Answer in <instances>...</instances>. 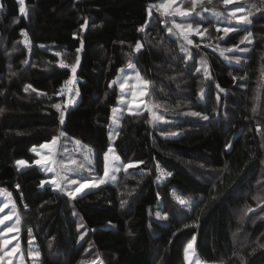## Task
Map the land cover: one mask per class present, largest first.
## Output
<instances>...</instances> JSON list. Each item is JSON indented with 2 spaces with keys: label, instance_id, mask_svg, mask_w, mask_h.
<instances>
[{
  "label": "trees",
  "instance_id": "trees-1",
  "mask_svg": "<svg viewBox=\"0 0 264 264\" xmlns=\"http://www.w3.org/2000/svg\"><path fill=\"white\" fill-rule=\"evenodd\" d=\"M156 1L24 0L31 13L22 15L18 0H0V29L7 37L0 44V188L10 194L0 198L16 205L25 252L34 237L30 247L41 255L32 264H93L99 258L104 264H187L184 248L193 235L196 253L206 262L241 264L242 257L244 264H264V248L257 246L264 244V3L243 1L246 11L252 4L261 10L251 9L252 24L236 23L240 30L225 36L216 31L225 22L214 12L227 14L228 5L203 1L190 22L208 31L194 33L189 45L167 31L161 12L152 8L148 15ZM205 2L210 12L204 13ZM185 4L191 8V0ZM20 28L30 35L29 51L20 42ZM247 30L253 44L240 43ZM137 41L143 45L139 52L134 51ZM235 45L250 50L241 52ZM198 49L209 65L206 85L196 70ZM77 56L79 95L67 103L69 91L58 93L72 73L60 62L75 64ZM131 60L152 83L154 104L180 114L156 127L147 110L123 115L113 143L123 161L136 165L124 169L115 183L75 200L51 185L40 188L45 173L34 163L32 148L61 131L89 146L103 168L119 98L117 87L109 84ZM26 84L37 92L26 93ZM55 103L65 114L63 125ZM192 111L209 120L186 114ZM177 131L181 134L175 137L162 135ZM19 159L29 164L18 168ZM156 165L172 175L157 179ZM173 189L195 206H179ZM159 196L172 219L153 217Z\"/></svg>",
  "mask_w": 264,
  "mask_h": 264
},
{
  "label": "snow or ice",
  "instance_id": "snow-or-ice-1",
  "mask_svg": "<svg viewBox=\"0 0 264 264\" xmlns=\"http://www.w3.org/2000/svg\"><path fill=\"white\" fill-rule=\"evenodd\" d=\"M173 2H174V0H162V2L159 5H149L148 15L151 16L152 15V8H155L157 12H161V14H163L165 16L178 15L179 17H182L185 20H187L188 18L191 17L192 13L195 11L198 4L203 3V0H191V8L185 9V10H181L180 7L173 8L171 6ZM211 2H212V0H208V3H211ZM234 2H235V0H222L223 5H225V6L231 5ZM18 3L20 5V9H19L20 13L22 15H26V9L24 7V0H18ZM262 3H264V0H262ZM2 7H3V5H0V8H2ZM251 9H256V11L261 10V9L257 8L256 4H252L250 9L247 11L246 15L237 16V13H244L245 12V8L238 5L234 10L228 11L227 14H228V17L230 19L236 20L237 23H239V24L251 25L252 20L249 19V17L253 14ZM203 11H208V9L205 8V9H203ZM196 14L200 15V13H196ZM214 15L216 17H221L224 15V13L220 12V11H216V12H214ZM87 23H88V21L85 19V25H82V27L86 26ZM146 23H147V21H146ZM173 28L180 30V34L183 36V39L189 45L193 44L192 39L189 38V35L192 32H196V34H198V35H203L204 32L208 31V29L205 28V29H203V32H201L199 25H197L194 28L193 24H191V23H176L175 21H173V27L168 28L167 31L169 33H173ZM185 29H187V31H185ZM239 30L240 29H238L236 27H231V26L223 27V28L217 27V29H216L217 32L222 31L225 36H227L229 33L237 32ZM138 31L143 32L144 27L142 26L140 29H138ZM23 35L25 36V39L27 40V33L25 32V33H23ZM252 36H253L252 32L250 30H247V34L243 37V39H241L240 43L244 44L245 42H247V44H253ZM221 39H223V37H221ZM29 43H30V41H29ZM41 47H43V45H41ZM142 47H143V45L139 41H137V43L135 44L134 51L139 52ZM233 47L235 49L241 51V52H247L250 50L247 47L240 48L239 45H235ZM181 49H182V51L187 52V49H185L183 47V45H181ZM232 50L233 49H231V48L230 49H220V54L223 55L225 51H232ZM79 51H80V49H77V52H79ZM55 54L57 56L60 55L59 52H57ZM226 59H227V57H226ZM79 62H80V58H79V56H77L75 64L69 65V64H66L63 61H61L60 67L61 68H69L70 67L71 73L73 74V77H75ZM23 63L27 64L28 61L25 60V61H23ZM236 63H240L239 57L236 58ZM201 64L204 65V72H205L206 76L209 75L208 68H207V61L201 60ZM127 67L129 69H135V64H133L131 61H129ZM121 71L123 72V70H121ZM197 71H200V69H197ZM130 78L131 77H129L127 74H125L122 77V79L124 80V83L120 84V90H121V94H122L121 95V101H120L121 103H125V100H124L125 85L128 84V81ZM135 78L140 83V85L143 87V89H145V91L139 92V95L142 97V96L146 95V90L148 89L150 82L148 80L144 79L140 75L138 70L135 71ZM233 79H236V77H233ZM73 83H74L73 78H69V80L65 81L66 85L67 84H73ZM115 83H117V81H112L109 84V88H111L112 85ZM217 87H219V85H217ZM29 89H31L33 92H37V89H35L31 84H26L24 86V91L27 93L29 91ZM221 91H223V89H221ZM63 92H64V89H61L60 93H58V94H63ZM39 94L40 95H47L46 93H39ZM76 95H79L78 91H77ZM131 95H132L133 101H135L136 96H137V92L133 91L131 93ZM201 95H203V89H201ZM217 99H219V96H217ZM141 103H143V101H141ZM52 106L57 110V112L60 113L59 123L61 125H63L65 122V114L63 111H61V104L55 103ZM156 107H159V105H156ZM144 109H146L152 113L153 127L157 126V124H156L157 121L167 123V121L164 120V117L162 115H159L156 112H153L152 109L149 108L147 104L144 105ZM252 110H253V112H255V110H256L255 106L253 107ZM112 111H113V121H114V123H116L117 127H119V120L116 119V115H115L117 113V111H119V110L116 108H113ZM128 111L133 115H141L142 114V110L140 109L139 105H137L136 109L133 110L131 103H129V105H128ZM186 114H189V115L195 116V117H200L205 121L209 120L208 115H204L200 112L192 111V112L186 113ZM256 130H257V132H259L261 130L259 125H257ZM118 134H119L118 132L115 133V135H118ZM59 135L64 136L65 133L61 131ZM162 135H163V133H162ZM176 135H178V133H170L167 135L166 138L175 137ZM58 138L59 137L54 136L50 143L41 144L40 148H48L51 151L53 146L56 145ZM109 139L110 140L114 139L112 132L109 133ZM76 143L79 144L80 142L76 141ZM226 147L230 148L231 145L228 144V145H226ZM32 152L37 153V149L35 147H33ZM89 153L91 154V150H89ZM37 155H39V153H37ZM51 159H52L51 156H42L41 159L35 160L34 163L37 165H41L42 163H44L46 165L47 162L50 161ZM120 159H121L120 156L116 155L114 152V149L111 146H109L107 152L104 154L103 176L100 178H97L95 180L88 178V179H85L83 182H79L76 179L70 180L69 181L70 184L78 185V186H76L73 190L66 191V195L70 199L75 200L78 196L82 197L83 195L89 194L88 192L85 191L86 189L87 190L97 189L101 185L107 184L109 182L114 183L117 179L116 176L113 174L114 172H119L121 170V167L123 169L127 170L128 168H132L135 166L133 163L119 164V165L113 163V162H119ZM84 160H85L86 164L88 165V170L91 172L92 171V168H91L92 160L90 159V156L84 157ZM72 163H75V161H72ZM137 163H143V161H139ZM15 164L17 166H25L27 164V162L24 160H17V161H15ZM84 167H85V164L79 165V168H81V169H83ZM156 169L160 173V175L157 177V179L165 178V177L172 175L171 172H165L159 165H156ZM47 171L53 172L54 169L51 167H47ZM70 171H74V170H70ZM66 179H67L66 175H61L60 172L57 171L55 173V176L51 180L41 181V186H43L45 183H50L55 187V189L59 190L60 192H65V188L62 187V182ZM17 187H19V185H17ZM8 195L10 197V194H8ZM173 196H174L175 200L178 201V203L180 205L185 206L189 210H191L195 206V201H187L184 198H182L181 196L176 195L175 193H173ZM256 199H259V197H256ZM124 204H125V201H121V204H120L121 208L124 207ZM7 206L8 205L5 204V205H3V207H0V213L4 212L5 208H7ZM25 208H27V205H25ZM17 211L18 210L16 208V205L13 202L11 212L7 215L0 216V226H2V227H0V237H5V233H11V232H13V229H15V232L17 234L15 236H13L11 240L5 237L2 241V247H0V251H3V255H0V261H4L5 257H8L9 259H8L7 264H12V257L14 256V254L20 253V250H21V245L19 242V232H20L19 225L21 223V220H20V216L17 214ZM247 211H251V209L248 208ZM14 214H17L16 218H15V224L10 225V226L5 225V221L11 220L12 216ZM73 214L75 215V213H73ZM155 215H156V218L160 219V220H167L168 219L167 214L166 213L162 214L160 211H157L155 213ZM82 226L83 225H80V227H82ZM185 227H187V225H185ZM28 232H29V236H31L32 235L31 229H29ZM84 235H86V233L80 234L78 239L83 240ZM233 235L235 236V233ZM33 239H34V237H33ZM12 240H16L15 245L11 248L10 251H5V249H7L10 244H12ZM195 242H196V236L193 235L191 237V239L188 241L186 247L184 248V259L187 262V264H192V256L195 255V253H196V249L194 247ZM28 243H29V245H31L32 240H29ZM257 246L264 248V244H258ZM253 250H255V249H253ZM40 255H41V253L39 251L32 252L31 250H29V256H31V257L38 258V257H40ZM234 255H235V253H234ZM93 264H95V262H93ZM101 264H103L102 261H101ZM196 264H201L199 259H197ZM241 264H244L242 257H241Z\"/></svg>",
  "mask_w": 264,
  "mask_h": 264
},
{
  "label": "rangeland",
  "instance_id": "rangeland-1",
  "mask_svg": "<svg viewBox=\"0 0 264 264\" xmlns=\"http://www.w3.org/2000/svg\"><path fill=\"white\" fill-rule=\"evenodd\" d=\"M203 1H205V0H203ZM243 1L245 2V1H248V0H235V2L233 4L228 5L226 13H228L227 11L234 10L239 5V6H242V7L245 8V12L244 13H237V16L246 15L247 14V11H246L247 5L245 3H243ZM161 2H162V0L156 1L153 5H159ZM185 3H186V0H174V2L172 3L171 6L173 8L180 7L181 10L190 9L188 7V5H186ZM206 3L207 2H205L202 5V7H203V9H205V8L208 9V11H204V13L210 12L209 10L212 9V8H208L209 6ZM24 7L26 9V15H30L31 8L26 7L25 4H24ZM220 12H222V11H220ZM223 13H224V11H223ZM190 19L191 18H188L187 20H185L184 18L179 17L178 15L165 16V20L168 21V25H170V27H173V21H175L176 23H191ZM221 20L225 22L224 23L225 27H227V24L229 26H231V27H235L236 26L235 24L237 23L236 20L230 19L228 17V14H224L223 16H221ZM185 31H187V29H185ZM201 32H203V31H201ZM173 33L177 34L178 36L183 38V36L180 34V30L173 28ZM194 33H196V32H192L189 35L190 39H191V37H192V35ZM6 40H7L6 35H4V33H1V29H0V44H4L6 42ZM30 40H31V38H30V35L28 34L27 40L25 39V37H22L21 41H20L22 43V45L27 47L28 51H29L28 45L32 44ZM29 41H30V43H29ZM245 47H247V46L242 45L241 48H245ZM193 54H194V57H195L194 59H196V70L200 69V71H197V72L199 73L200 76H203V78L206 79V82L202 83V84L206 85L207 82L209 81V78H210L209 65H208V62H207V68H208L209 75L206 76V74L204 72V65L201 64V60L207 61V59H206L204 54L199 49L197 50L196 53L194 52ZM190 58H193V55ZM131 62L133 64H135V69H129L127 67L128 63H129L128 62L125 66L120 68L119 73H118V75L116 76V78L114 80V81H117V83H115L114 85L117 87V89L119 91L118 104L114 107V108L119 110L115 114L116 115V119L119 120V125L121 123V118L123 117V115L125 113H130L128 111L129 103L132 104L133 110H135L137 105H139V107H140V109L142 111H146V109H144V105L147 104L148 107L151 108L153 112H156L157 114L162 115L164 117V120L167 121V123L174 122L175 117L178 114H180V113L171 112L170 114H168V112H166L165 110H161V109H159V107H156V104H154L155 102H154V98H153V95H152L153 94V88H152V83L151 82L149 83V87L146 90V95H144L142 97L139 95V92L140 91H145V89H143V87L140 85V83L136 80L135 71L138 70L140 75L144 79H146V80H148V79L141 72V70L137 66L136 62L133 61V60H131ZM28 63H29V60H28ZM121 70H123V72ZM125 74H127L131 78L129 79L128 84L125 85V94H124L125 103H121L120 101H121V95L122 94H121V90H120V84L124 83V80L122 79V77ZM71 78L74 79V83L73 84H68V85H70V90H69V93H68V96H67V99H66L67 103L68 102H73L74 100L78 99V95H76V93L78 91V88H77V80L78 79H77L76 74H75V77H73V74H72ZM133 91L137 92V96H136L135 101H133V98H132V95H131V93ZM141 101H143V103H141ZM149 113H150L151 118H152V113L150 111H149ZM167 123L161 122V121H157L156 122L157 125H164V124H167ZM118 129H119V127H117L116 123H114V121H113V111H112V116H111V121H110V132L113 133L114 138H115V133L118 132ZM172 133H178V135L181 134L180 131L172 132ZM168 134H170V133H163V136L167 137ZM178 135H176V136H178ZM57 137H59L58 140H57V143H56V145L53 146L51 151L48 148H40V145L39 146H34L37 149V153H39V155H37V153H34L36 155L35 160L41 159L42 156H51L52 157V159L50 161H48L46 165L44 163L39 165V167L45 173V178L42 179L41 181H49V180H51L55 176V173L57 171H59L61 175H66L67 176V179L62 182V187L65 188V192H66L68 190H73L76 186H78V185H73V184L69 183V181L72 180V179H76L79 182H83L85 179H88V178H91V179L95 180V179L100 178V177L103 176V168L100 169L96 165V161H95V158H94L93 151H92V149L89 146H85L81 142L79 144H77L76 141H78V140H71V139L66 138V136H60L59 135ZM113 140L114 139L110 140V145L109 146H111L114 149V152H115L116 155H119L118 151L116 150V148L114 146ZM50 142H45V143H50ZM45 143H43V144H45ZM89 150H91V154L89 153ZM86 156H90V159L92 160V165H91L92 171L91 172L88 170V165L86 164V162L84 160V157H86ZM19 160L26 161L25 159H19ZM72 161H75V163H72ZM26 162H27V164L25 166H27L29 164L28 161H26ZM113 163L117 164V165L133 163L134 165H136L135 162H125V161H123L122 158L120 159L119 162H113ZM80 164H85V167L83 169L79 168ZM103 165H104V163H103ZM25 166H18V168H23ZM47 167L53 168L54 171L53 172L47 171ZM70 170H74V171H70ZM122 171H124V169L121 167V170L119 172H114L113 173L116 176V178H117L116 181H118L119 176H120ZM109 183H113V182H109ZM46 185H51L53 188H55L50 183H45L43 186H41V182H39V187L40 188L41 187H45ZM85 191H87V189ZM173 193H175L176 195L181 196L182 198H184L187 201H194V200L191 197H189L187 195H184L183 193H181L180 191H178L176 189L172 190L171 195H172L173 200L179 206H181L182 208H184L186 210H189L185 206L180 205L178 203V201L175 200V198L173 196ZM4 194H6L5 197H8L9 193L6 190H2L0 188V197L3 196ZM5 204L9 205L10 204L9 200L8 199H3L1 201V198H0V207H3V205H5ZM11 210H12L11 205L7 206V208H5V210H4V212L0 213V216H4V215L9 214L11 212ZM157 211H160L162 214L166 213L167 216H168V219H172L171 212L166 210L165 207L163 206V200H162L161 196H159L157 205H156L154 211L152 212V215H153L154 218H156L155 213ZM14 215L12 216L11 220L5 221V225H9L10 226V225L15 224L16 216H14ZM0 227H2V226H0ZM19 228H20L19 242H20V245H21V250H20V253H16L12 257V264H32V261H34L35 257L29 256V250H31L32 252H35V251H34L33 248L30 247V245H29L28 250L26 252L24 251L23 246L21 244V225H19ZM15 235H17L16 232H15V229H13V232H11V233H5V237L10 239V240ZM5 237H0V247H2V241H3V239ZM30 240H32V243H33V238H30ZM15 243H16V240H12V244H10L8 246V248L5 249V251H10L11 248L15 245ZM0 255H3V251H0ZM8 259H9L8 257H5L4 261H0V264H7ZM197 259L200 260L201 264H218V262H206V261L202 260L197 255V253H195V255L192 256V264H196ZM101 261L103 262V260L99 258L95 262V264H101ZM103 264H104V262H103Z\"/></svg>",
  "mask_w": 264,
  "mask_h": 264
},
{
  "label": "built area",
  "instance_id": "built-area-1",
  "mask_svg": "<svg viewBox=\"0 0 264 264\" xmlns=\"http://www.w3.org/2000/svg\"><path fill=\"white\" fill-rule=\"evenodd\" d=\"M25 32L27 33V31H26L25 28H20V33H21L22 37H25V36L23 35V33H25ZM28 47L30 48V47H31V44H29ZM63 89H64L63 94H67L68 91H69V87H68V85H65V86L63 87Z\"/></svg>",
  "mask_w": 264,
  "mask_h": 264
}]
</instances>
